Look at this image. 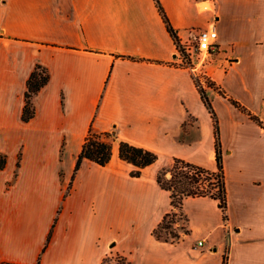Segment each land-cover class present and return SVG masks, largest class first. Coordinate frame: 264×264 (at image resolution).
<instances>
[{
	"label": "crops",
	"instance_id": "crops-1",
	"mask_svg": "<svg viewBox=\"0 0 264 264\" xmlns=\"http://www.w3.org/2000/svg\"><path fill=\"white\" fill-rule=\"evenodd\" d=\"M159 2L182 45L217 32L197 77L218 119L227 219L216 199L186 196L180 238L159 240L152 231L172 210L162 167L132 177L114 146L107 165L83 159L75 171L91 124L216 167L211 113L155 0H0V261L100 264L113 250L130 264H223L225 253L227 264H264V0ZM36 64L48 81L23 121Z\"/></svg>",
	"mask_w": 264,
	"mask_h": 264
},
{
	"label": "trees",
	"instance_id": "trees-1",
	"mask_svg": "<svg viewBox=\"0 0 264 264\" xmlns=\"http://www.w3.org/2000/svg\"><path fill=\"white\" fill-rule=\"evenodd\" d=\"M161 17L166 25L167 30L173 37L177 47L181 45L175 29L171 26L159 0H155ZM48 81V73L45 67L36 64L27 79V87L24 93L25 103L23 106L22 120L28 121L34 115V108L31 102L32 96L41 89ZM201 99L210 111L215 137V169L211 170L178 157H172L169 167H162L155 173V180L158 185L169 192L172 210L164 215L162 220L154 227L152 234L159 240L174 242L178 240L181 233L175 230L174 224L177 218L185 219L182 212L183 198L186 196H210L218 201L223 212L224 220L227 219V190L225 182V172L223 164L222 144L219 136L218 119L213 109L211 100L207 96L203 86L197 82ZM220 94L226 96L221 89ZM229 101L242 112L246 113L251 119L262 125L260 119L240 104L237 100L228 97ZM114 146L117 149L120 159L127 162L131 169L129 175L132 177H140L146 173L159 159L161 153L140 145L132 143L121 138L114 131L98 130L93 124L88 128L84 138L81 150L77 156L75 171L81 165L83 159H88L105 166L109 163ZM3 158L0 160V168L4 167ZM168 228L169 236L163 235L162 230ZM183 233H188L185 227H182ZM0 264H19L12 262L0 261ZM100 264H130L128 259L119 256L111 260L109 256L103 257ZM223 264H227V255H223Z\"/></svg>",
	"mask_w": 264,
	"mask_h": 264
},
{
	"label": "built area",
	"instance_id": "built-area-1",
	"mask_svg": "<svg viewBox=\"0 0 264 264\" xmlns=\"http://www.w3.org/2000/svg\"><path fill=\"white\" fill-rule=\"evenodd\" d=\"M217 32L215 27L201 29L196 38V49L198 52L193 50V45H180L177 47V60L176 62L181 66H185L191 69L195 78L201 74L202 65L207 60V55L215 50L217 46ZM197 58L199 65H194L193 58ZM198 245H202L203 241L199 240Z\"/></svg>",
	"mask_w": 264,
	"mask_h": 264
},
{
	"label": "rangeland",
	"instance_id": "rangeland-1",
	"mask_svg": "<svg viewBox=\"0 0 264 264\" xmlns=\"http://www.w3.org/2000/svg\"><path fill=\"white\" fill-rule=\"evenodd\" d=\"M197 41H192L191 42V44L193 45V50L195 51V52H198V50L196 49V43ZM203 81H205V83L206 84H208V85H212V82H210V80L209 79H207L206 77H204L203 78ZM197 82H199V79H198V77H197ZM200 83V82H199ZM3 158V160H4V163H6V158H5V156L4 155H2V154H0V160ZM171 158H167V157H165V156H163L162 154L160 155V157H159V159L155 162V164L153 165V166H155V168H158V167H169L170 166V163H171ZM4 166H5V164H4ZM153 166L151 167V168H153ZM150 168V169H151ZM149 169V170H150ZM148 170V171H149ZM178 223V224H177ZM183 223V221H182V219L181 218H177V222H176V224H174V226H175V230H180L181 229V224ZM168 228H164L163 230H162V233H163V235H167V236H169V233H168ZM105 256H109V258L111 259V260H114L115 258H117V257H119L120 255L119 254H116V253H114V251L113 250H111L107 255H105ZM104 256V257H105ZM103 259V258H102Z\"/></svg>",
	"mask_w": 264,
	"mask_h": 264
}]
</instances>
